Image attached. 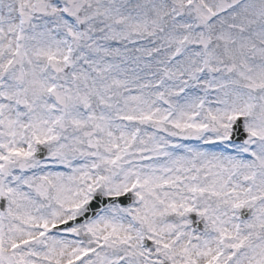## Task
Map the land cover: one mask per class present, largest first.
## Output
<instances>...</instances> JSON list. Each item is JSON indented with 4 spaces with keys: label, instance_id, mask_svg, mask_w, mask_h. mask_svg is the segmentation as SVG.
Returning <instances> with one entry per match:
<instances>
[{
    "label": "snow or ice",
    "instance_id": "1",
    "mask_svg": "<svg viewBox=\"0 0 264 264\" xmlns=\"http://www.w3.org/2000/svg\"><path fill=\"white\" fill-rule=\"evenodd\" d=\"M0 264H264V0H0Z\"/></svg>",
    "mask_w": 264,
    "mask_h": 264
}]
</instances>
